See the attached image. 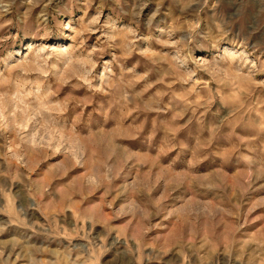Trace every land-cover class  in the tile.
<instances>
[{"label":"rangeland","instance_id":"rangeland-1","mask_svg":"<svg viewBox=\"0 0 264 264\" xmlns=\"http://www.w3.org/2000/svg\"><path fill=\"white\" fill-rule=\"evenodd\" d=\"M0 264H264V0H0Z\"/></svg>","mask_w":264,"mask_h":264}]
</instances>
